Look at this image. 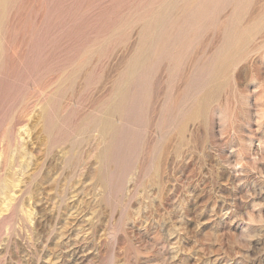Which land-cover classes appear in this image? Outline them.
<instances>
[{"label":"rangeland","instance_id":"374dc122","mask_svg":"<svg viewBox=\"0 0 264 264\" xmlns=\"http://www.w3.org/2000/svg\"><path fill=\"white\" fill-rule=\"evenodd\" d=\"M247 25L263 0H0L1 262L264 264Z\"/></svg>","mask_w":264,"mask_h":264},{"label":"bare ground","instance_id":"6f19581e","mask_svg":"<svg viewBox=\"0 0 264 264\" xmlns=\"http://www.w3.org/2000/svg\"><path fill=\"white\" fill-rule=\"evenodd\" d=\"M264 1V0H263ZM262 38L261 39H259V40H256L257 39V33H256V31H249V28H248V25L247 26H245V27H243V28H241L240 29V31H239V38H238V40H237V42L235 43V45L236 46H234V48H233V51L234 52H236V53H238L237 55L240 57V58H242L243 56H245L246 55V52L247 51H253V52H259V51H261V50H263V48H264V36H261ZM242 39V41L240 42V40ZM238 41H239V43H238ZM252 42V45H251V47H249V45H250V43ZM237 43H238V46L241 44V46H240V48L239 49H243L242 51H239L238 52V50H237ZM234 45V44H233ZM232 45V46H233ZM255 71L256 72H258L259 70H258V68H256L255 69ZM3 148H5L4 146H2V150H3ZM11 187V186H10ZM3 192V191H2ZM5 192H6V189H5ZM8 192V191H7ZM6 192V193H7ZM4 193V192H3ZM2 193V194H3ZM3 194V197L5 196V195H7V194ZM9 194V193H8ZM9 196V195H8ZM8 196L7 197H4V198H8ZM6 199H4V200H6ZM11 199V198H10ZM4 202V201H3ZM0 203H2V201L0 202ZM10 205V203L9 204H7L6 206H0V214H2V213H4L6 210H7V208H8V206ZM18 222H19V220H18ZM3 241H4V239H3ZM8 243V242H7ZM14 243H15V241H14ZM9 244V243H8ZM20 245V244H19ZM13 247V246H12ZM4 254H8V256H7V258H4V260H7V262L9 261V260H11V258L13 257V250H11V249H8V245L7 244H2V246H1V248H0V256H3ZM0 262H1V260H0ZM1 264H4V261L3 262H1Z\"/></svg>","mask_w":264,"mask_h":264}]
</instances>
